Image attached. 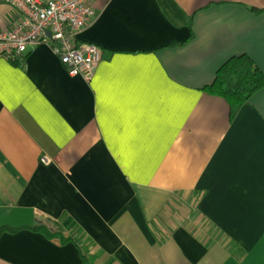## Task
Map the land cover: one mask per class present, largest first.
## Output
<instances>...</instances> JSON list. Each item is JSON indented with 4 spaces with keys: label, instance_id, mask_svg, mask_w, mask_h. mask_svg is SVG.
Returning a JSON list of instances; mask_svg holds the SVG:
<instances>
[{
    "label": "crops",
    "instance_id": "1",
    "mask_svg": "<svg viewBox=\"0 0 264 264\" xmlns=\"http://www.w3.org/2000/svg\"><path fill=\"white\" fill-rule=\"evenodd\" d=\"M93 9L90 79L46 43L0 58V264H82L35 225L93 264H264V86L233 118L203 89L234 55L264 73V0Z\"/></svg>",
    "mask_w": 264,
    "mask_h": 264
},
{
    "label": "built area",
    "instance_id": "2",
    "mask_svg": "<svg viewBox=\"0 0 264 264\" xmlns=\"http://www.w3.org/2000/svg\"><path fill=\"white\" fill-rule=\"evenodd\" d=\"M17 10L9 27L0 29V58L21 57L27 44H48L71 75L90 79L102 48L77 39L94 15L95 0H6Z\"/></svg>",
    "mask_w": 264,
    "mask_h": 264
},
{
    "label": "trees",
    "instance_id": "3",
    "mask_svg": "<svg viewBox=\"0 0 264 264\" xmlns=\"http://www.w3.org/2000/svg\"><path fill=\"white\" fill-rule=\"evenodd\" d=\"M264 86V73L258 68L255 62L247 54L231 56L216 71L213 81L204 86L203 89L210 94L220 95L226 98L229 103L230 118L236 114L238 109L246 103L251 95ZM36 229L43 230L49 236L54 234L62 242L71 240L78 243V251L82 264H93L95 255L87 248L69 235H64L61 227L48 231L45 226L35 225ZM6 229H10L4 227ZM0 228V232L4 229ZM13 230V229H10Z\"/></svg>",
    "mask_w": 264,
    "mask_h": 264
},
{
    "label": "rangeland",
    "instance_id": "4",
    "mask_svg": "<svg viewBox=\"0 0 264 264\" xmlns=\"http://www.w3.org/2000/svg\"><path fill=\"white\" fill-rule=\"evenodd\" d=\"M80 243H82L84 249L87 247V245L91 246L90 243L86 240H84L83 238H80ZM97 263L99 264V262L97 261Z\"/></svg>",
    "mask_w": 264,
    "mask_h": 264
}]
</instances>
